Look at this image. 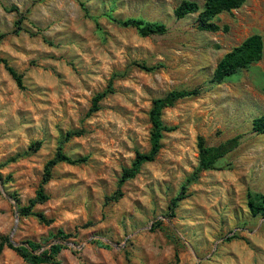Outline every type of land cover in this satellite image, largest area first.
Wrapping results in <instances>:
<instances>
[{
	"label": "rangeland",
	"instance_id": "obj_1",
	"mask_svg": "<svg viewBox=\"0 0 264 264\" xmlns=\"http://www.w3.org/2000/svg\"><path fill=\"white\" fill-rule=\"evenodd\" d=\"M181 1L0 0V59L22 76L19 88L0 64V241L30 240L34 253L61 243L62 264H264V217L247 207L249 196L264 195V133L251 126L264 116V0L217 15L216 32L198 30L197 14L176 19ZM130 18L167 31L141 37L117 23ZM253 34L263 38L261 60L209 84L222 56ZM109 83L112 92L89 114ZM192 89L199 94L162 111L175 129L154 161L122 185L117 201L107 200L135 154L149 150L152 100ZM69 131L82 135L64 141L63 153L85 161L54 166L48 200L32 208L51 223L19 216ZM199 138L206 146L238 144L187 184ZM58 230L70 237L55 239ZM0 264L28 263L4 246Z\"/></svg>",
	"mask_w": 264,
	"mask_h": 264
},
{
	"label": "trees",
	"instance_id": "obj_2",
	"mask_svg": "<svg viewBox=\"0 0 264 264\" xmlns=\"http://www.w3.org/2000/svg\"><path fill=\"white\" fill-rule=\"evenodd\" d=\"M246 0H204L203 6L190 0L181 1L173 10V15L176 19H182L190 14H197L196 26L200 31L216 32L220 28L213 22V19L223 13L230 12L232 10L240 8ZM12 11L18 12L16 8H12ZM20 22V20H19ZM122 27L134 28L139 36L148 37L152 35L165 34L167 28L162 23L146 22L141 19H126L117 22ZM20 28L15 32L18 33ZM5 35L0 34V40ZM263 55V38L259 34H253L244 39L239 45L233 47L226 52L222 58L217 62L211 78L208 83L211 85H219L229 77L237 74L241 70L249 68L251 65L261 60ZM5 70L10 74L19 88H22V76L16 73L7 63L5 59H0ZM112 92L111 84L108 88L101 93L96 94L92 99V104L89 109V114L95 113L99 110V102ZM199 94L198 89L192 90H172L162 97H158L152 100L151 107L148 113L149 123L151 125L149 143V150L145 153L137 152L135 157L128 168H124L117 183V190L107 200L117 201L121 196L122 185L131 179H133L139 172L142 165L154 161L161 149V140L165 133L172 132L175 128L167 126L162 121V111L174 105L178 100L193 97ZM252 131L261 134L264 133V116L254 118L252 120ZM81 131H69L66 132L63 139L60 141L59 146L56 149L55 155L52 159L48 160L43 167V174L39 183L38 189L35 192V197L29 201L28 206L18 209L19 216H35L39 222L49 225L52 220H47L42 214H34L32 208L35 205L43 204L48 200V195L45 193L44 186L51 179V171L54 166L59 163H66L76 165L83 163L85 158L72 159L68 157L62 151V143L72 137L81 136ZM238 142L236 138L228 140L218 146H206L202 138L198 139V167L191 177L186 180V183L194 182L198 174L203 171H208L216 168V163L224 155L229 153L237 146ZM33 147V148H32ZM40 147V142L33 144L29 147L28 151L36 152ZM29 152L18 153L14 157H11L8 162H15L18 159L28 155ZM185 188H182L184 190ZM183 199L181 195L173 199L170 204L169 210L171 213L176 207L177 201ZM247 207L252 216L260 215L264 217V195L249 196L247 200ZM70 237V234L64 233L62 230H58L54 235L57 240L65 241ZM6 246L9 249L14 250L26 263L28 264H62L57 260L59 253L65 248L61 243H54L49 246L48 249L41 253H34L38 249V245L30 240L22 242L18 246H14L8 241L7 238H3L0 241V252Z\"/></svg>",
	"mask_w": 264,
	"mask_h": 264
},
{
	"label": "water",
	"instance_id": "obj_3",
	"mask_svg": "<svg viewBox=\"0 0 264 264\" xmlns=\"http://www.w3.org/2000/svg\"><path fill=\"white\" fill-rule=\"evenodd\" d=\"M15 223H17V215H16V222ZM15 229V228H14ZM64 244H68V243H64Z\"/></svg>",
	"mask_w": 264,
	"mask_h": 264
}]
</instances>
